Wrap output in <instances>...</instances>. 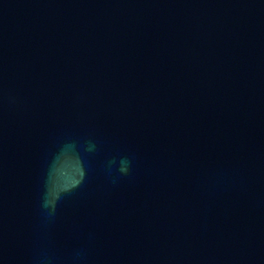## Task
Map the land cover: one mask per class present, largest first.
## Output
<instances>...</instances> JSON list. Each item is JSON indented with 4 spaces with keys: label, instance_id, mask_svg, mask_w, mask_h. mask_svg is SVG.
Returning <instances> with one entry per match:
<instances>
[{
    "label": "clouds",
    "instance_id": "obj_1",
    "mask_svg": "<svg viewBox=\"0 0 264 264\" xmlns=\"http://www.w3.org/2000/svg\"><path fill=\"white\" fill-rule=\"evenodd\" d=\"M127 163H128L127 161H122V167L120 169L122 172L126 173L128 171ZM48 206L49 204L45 202L44 207L47 208Z\"/></svg>",
    "mask_w": 264,
    "mask_h": 264
}]
</instances>
